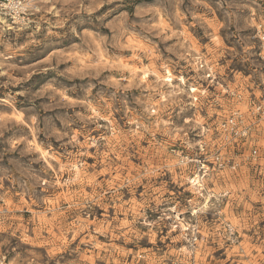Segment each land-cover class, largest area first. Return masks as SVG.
Returning a JSON list of instances; mask_svg holds the SVG:
<instances>
[{"label":"rangeland","instance_id":"rangeland-1","mask_svg":"<svg viewBox=\"0 0 264 264\" xmlns=\"http://www.w3.org/2000/svg\"><path fill=\"white\" fill-rule=\"evenodd\" d=\"M263 35L264 0H0V257L264 264Z\"/></svg>","mask_w":264,"mask_h":264},{"label":"built area","instance_id":"built-area-1","mask_svg":"<svg viewBox=\"0 0 264 264\" xmlns=\"http://www.w3.org/2000/svg\"><path fill=\"white\" fill-rule=\"evenodd\" d=\"M258 31L260 33V30ZM250 115L254 116L258 124H261L262 131L264 132V105L260 103L252 104ZM244 121V116L238 110L232 112L226 119L220 121L216 126L222 141L227 144L235 145L243 142L250 135L252 130V126H246ZM257 156L258 151L255 149L252 150L250 157L256 159ZM215 162L218 167L223 166V162L219 155L216 156ZM0 264L10 263L5 257H0Z\"/></svg>","mask_w":264,"mask_h":264},{"label":"bare ground","instance_id":"bare-ground-1","mask_svg":"<svg viewBox=\"0 0 264 264\" xmlns=\"http://www.w3.org/2000/svg\"><path fill=\"white\" fill-rule=\"evenodd\" d=\"M167 82L170 80H166ZM192 183L194 185H198V187H202L201 181H200V176H195V178L192 179ZM205 204V203H204Z\"/></svg>","mask_w":264,"mask_h":264}]
</instances>
